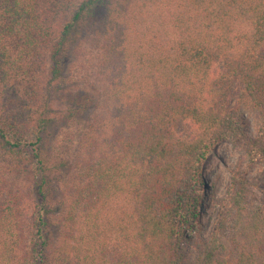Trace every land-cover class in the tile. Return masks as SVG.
Listing matches in <instances>:
<instances>
[{
  "label": "trees",
  "instance_id": "trees-1",
  "mask_svg": "<svg viewBox=\"0 0 264 264\" xmlns=\"http://www.w3.org/2000/svg\"><path fill=\"white\" fill-rule=\"evenodd\" d=\"M87 47L100 97L53 165L58 116L95 102L63 74ZM225 139L264 163V0H0V163L34 193L28 214L0 171V264H264V200L240 169L213 230L195 222Z\"/></svg>",
  "mask_w": 264,
  "mask_h": 264
},
{
  "label": "rangeland",
  "instance_id": "rangeland-1",
  "mask_svg": "<svg viewBox=\"0 0 264 264\" xmlns=\"http://www.w3.org/2000/svg\"><path fill=\"white\" fill-rule=\"evenodd\" d=\"M86 49L84 57L90 59V61H86L83 66L79 67L78 57L71 54L63 65V74L73 83V90H70V95H73V91L86 93L92 96L95 102L93 106L69 120L58 116V121L61 123L54 130L49 145L53 165L56 162L69 159L74 153L77 141L100 97L98 85L94 80L95 64H93V58L96 56L94 55L96 52L91 47ZM221 64V62L218 63L215 69H219ZM86 76H89L88 81L83 80ZM242 89L239 83H235L230 95V106L238 104L237 101ZM243 117L254 119L256 115L243 113ZM249 128L250 125L246 124L244 130L248 137H252L255 135V131ZM191 129L192 125L185 124L179 128L178 135L181 137L189 136ZM5 164L4 162L0 163L1 176L10 185L9 187L12 188L13 192L17 191L22 196L23 209L29 214L33 207L32 178L26 173H20L18 169L5 168ZM236 168L247 175L249 201L260 203L264 200V163H249L243 142L234 143L226 139L221 141L209 152L204 161L200 177L202 182L198 184L200 189L197 195L198 206L193 213L196 216L195 222L200 228L199 231L202 230L205 233L203 235H207L213 230L218 219L229 211L228 191L231 185L232 172Z\"/></svg>",
  "mask_w": 264,
  "mask_h": 264
}]
</instances>
